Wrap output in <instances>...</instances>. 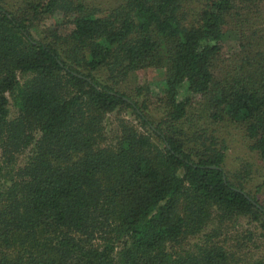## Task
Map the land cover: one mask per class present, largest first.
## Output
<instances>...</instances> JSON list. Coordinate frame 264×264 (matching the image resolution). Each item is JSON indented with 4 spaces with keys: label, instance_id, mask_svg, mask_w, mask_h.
<instances>
[{
    "label": "trees",
    "instance_id": "16d2710c",
    "mask_svg": "<svg viewBox=\"0 0 264 264\" xmlns=\"http://www.w3.org/2000/svg\"><path fill=\"white\" fill-rule=\"evenodd\" d=\"M234 130L264 178V0H0V264H264Z\"/></svg>",
    "mask_w": 264,
    "mask_h": 264
},
{
    "label": "rangeland",
    "instance_id": "374dc122",
    "mask_svg": "<svg viewBox=\"0 0 264 264\" xmlns=\"http://www.w3.org/2000/svg\"><path fill=\"white\" fill-rule=\"evenodd\" d=\"M52 21H47V25H49ZM30 76L19 74L18 79L19 83L23 84ZM163 79V75L157 71H144L139 72L131 76L122 86L121 88L125 90H131L135 87L142 86L144 84H150L154 86L155 82H159ZM154 89V88H153ZM155 90V89H154ZM9 119H12L16 115V109L12 105V100L9 95ZM119 115V116H118ZM118 117H123L126 120L136 123L135 117L131 114L130 111L125 110L121 111L118 114L113 113L107 116L105 128H106V144H111L115 141L117 136L116 133V121L115 119ZM38 137V136H37ZM228 144L229 151L227 155V163L226 169L229 170H237L242 163H248L251 167L252 171V180L247 185L248 190H252L254 192L255 188L259 186L262 182V190L257 194L258 198L262 201V205H264V178H263V167H262V179L259 176V169L261 164L259 163L256 156L250 153L247 143L242 139L239 130L231 131L228 135H225ZM29 150H27L24 154L19 156L17 162L14 167L11 165H7L0 159V189L4 190L9 185V178L12 176L15 169L19 166H23L29 157ZM263 165V164H262ZM252 231L254 234V244H249V249L244 251L245 258L247 261L254 262L256 260H264V228L260 226V224L255 222H250L248 219L239 218L233 224H230L227 228V236L240 235L243 236L246 231ZM199 239L189 240L187 244H189L191 248Z\"/></svg>",
    "mask_w": 264,
    "mask_h": 264
}]
</instances>
